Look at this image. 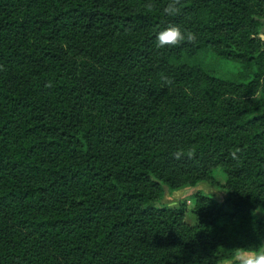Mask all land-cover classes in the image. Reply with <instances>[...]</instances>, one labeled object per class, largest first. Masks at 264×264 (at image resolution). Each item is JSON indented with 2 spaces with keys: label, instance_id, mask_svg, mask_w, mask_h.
<instances>
[{
  "label": "trees",
  "instance_id": "trees-1",
  "mask_svg": "<svg viewBox=\"0 0 264 264\" xmlns=\"http://www.w3.org/2000/svg\"><path fill=\"white\" fill-rule=\"evenodd\" d=\"M168 3L0 0V264H233L264 247V0ZM171 23L199 39L158 49ZM202 50L244 73L184 62ZM219 166L230 210L196 194L192 228L185 204L158 205Z\"/></svg>",
  "mask_w": 264,
  "mask_h": 264
},
{
  "label": "rangeland",
  "instance_id": "rangeland-1",
  "mask_svg": "<svg viewBox=\"0 0 264 264\" xmlns=\"http://www.w3.org/2000/svg\"><path fill=\"white\" fill-rule=\"evenodd\" d=\"M264 25V20H262ZM261 36L264 41V27L261 30ZM185 63L190 65H199L208 72L214 74L221 79H236L240 73H244L243 68L226 61L222 57L217 56L212 51L202 50L197 55L191 58H185ZM210 175L205 179H200L192 186H177L163 185V190L158 194V205L161 207L177 208L182 204L186 207L185 225L196 227L199 224V218L196 214V194H203L207 198L213 199L219 204H225L226 210H230L232 202H228L229 188L228 176L225 169L221 166L215 167L210 171ZM261 200L264 203V195L261 194ZM259 218H264V214H258ZM230 264V263H225Z\"/></svg>",
  "mask_w": 264,
  "mask_h": 264
},
{
  "label": "clouds",
  "instance_id": "clouds-1",
  "mask_svg": "<svg viewBox=\"0 0 264 264\" xmlns=\"http://www.w3.org/2000/svg\"><path fill=\"white\" fill-rule=\"evenodd\" d=\"M180 0H169L167 6L163 9L166 16L175 17L180 13ZM156 47L165 49L176 47L185 43H194L199 39V34L181 26L180 24L171 23L156 34ZM161 82L165 87L173 84V80L169 75L162 74ZM252 100L256 102H264V78H260L254 82L252 90ZM187 155L192 156V152L188 151ZM234 159L237 158L236 151L231 153ZM177 160L185 156L184 150H177L174 153ZM264 214V206H258L253 209V215ZM233 264H264V247L261 246H245L241 247L235 255Z\"/></svg>",
  "mask_w": 264,
  "mask_h": 264
}]
</instances>
